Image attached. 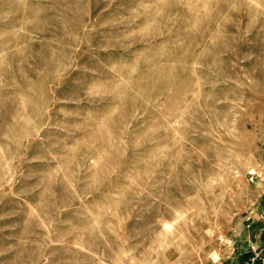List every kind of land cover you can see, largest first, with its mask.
I'll return each instance as SVG.
<instances>
[{
    "label": "rangeland",
    "instance_id": "1",
    "mask_svg": "<svg viewBox=\"0 0 264 264\" xmlns=\"http://www.w3.org/2000/svg\"><path fill=\"white\" fill-rule=\"evenodd\" d=\"M251 170L264 0H0V264H230Z\"/></svg>",
    "mask_w": 264,
    "mask_h": 264
},
{
    "label": "built area",
    "instance_id": "2",
    "mask_svg": "<svg viewBox=\"0 0 264 264\" xmlns=\"http://www.w3.org/2000/svg\"><path fill=\"white\" fill-rule=\"evenodd\" d=\"M258 177L257 170H251L249 172L250 181L254 182ZM264 234V229L262 230ZM214 264H225L223 262ZM230 264H264V241L260 244H255L251 240L248 244V249L245 253L240 254L236 259H232Z\"/></svg>",
    "mask_w": 264,
    "mask_h": 264
},
{
    "label": "crops",
    "instance_id": "3",
    "mask_svg": "<svg viewBox=\"0 0 264 264\" xmlns=\"http://www.w3.org/2000/svg\"><path fill=\"white\" fill-rule=\"evenodd\" d=\"M259 188L260 190L264 192V177L263 176H259L256 181L254 182Z\"/></svg>",
    "mask_w": 264,
    "mask_h": 264
}]
</instances>
